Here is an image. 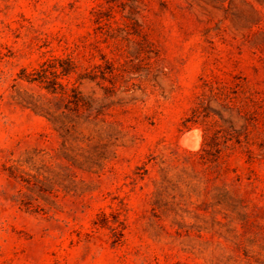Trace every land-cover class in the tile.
Here are the masks:
<instances>
[{"label": "rangeland", "instance_id": "374dc122", "mask_svg": "<svg viewBox=\"0 0 264 264\" xmlns=\"http://www.w3.org/2000/svg\"><path fill=\"white\" fill-rule=\"evenodd\" d=\"M0 264H264V0H0Z\"/></svg>", "mask_w": 264, "mask_h": 264}, {"label": "trees", "instance_id": "16d2710c", "mask_svg": "<svg viewBox=\"0 0 264 264\" xmlns=\"http://www.w3.org/2000/svg\"><path fill=\"white\" fill-rule=\"evenodd\" d=\"M52 64L43 65L41 69L25 74L26 80L30 82L38 81L48 90L54 93H60L62 97L67 99L75 98L77 104L79 97L77 96V86L75 82L67 81L64 83L62 78L69 76L76 68L74 61L70 58L59 59L54 58ZM77 98V99H76Z\"/></svg>", "mask_w": 264, "mask_h": 264}, {"label": "bare ground", "instance_id": "6f19581e", "mask_svg": "<svg viewBox=\"0 0 264 264\" xmlns=\"http://www.w3.org/2000/svg\"><path fill=\"white\" fill-rule=\"evenodd\" d=\"M200 131L196 129L189 130L182 138V141L195 149L199 146ZM185 146V145H184Z\"/></svg>", "mask_w": 264, "mask_h": 264}]
</instances>
